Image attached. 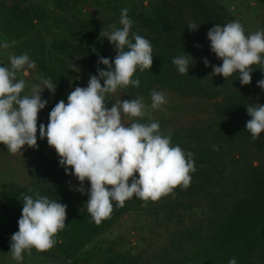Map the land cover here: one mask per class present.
<instances>
[{
  "label": "rangeland",
  "instance_id": "rangeland-1",
  "mask_svg": "<svg viewBox=\"0 0 264 264\" xmlns=\"http://www.w3.org/2000/svg\"><path fill=\"white\" fill-rule=\"evenodd\" d=\"M15 1L31 9L35 17H30L31 22L16 20L8 33L0 31V45L15 42L7 49L0 47V66H10L11 55L27 54L36 68L30 70L22 95H30L32 86L40 84L42 79H50L56 86L54 94L47 89L41 93V98L48 103L39 112L38 128L41 123L47 125L49 113L57 102L64 100L66 103L68 94L75 87H87L90 77L98 75V68L107 70L105 65L98 63L100 57L114 61L115 46L100 33L112 31L113 25L122 28V9H128L132 21L129 39L134 41L132 34L148 41L151 39L152 53H172V46L178 42L161 41V37L151 34L140 18L152 17L161 0H0V13ZM207 1L219 8L231 22L238 21L246 35L264 31V4L258 0ZM0 30L5 28L0 26ZM174 35L183 39L177 56L187 53L192 57H189L188 74H180L173 59L168 58L165 61L169 64L153 65L142 72L137 69L133 79H139V86L129 85L118 89L115 94H107L106 107L111 108L120 100L141 99L151 119L124 117L129 123L126 126L133 121L158 122L160 132L171 137L172 146L179 145L185 153L191 152L195 171L190 173V186L187 189L178 186L155 202L144 201L135 195L126 200L123 207L113 201V209L119 212L115 225L85 245L77 255L67 257L63 254L67 238H63V231H60L50 250L39 252L32 249L31 255L25 252L27 264H179L182 257L192 253V244L198 243V240L189 241L185 229L191 228L192 222L205 220L210 209L222 205L219 199L213 203L208 200L204 191L211 185L208 182L204 186L205 181L197 173L205 168L208 160L206 147L213 144L225 153L229 142L239 143L238 139H241L243 144L253 146V156L261 158L264 155V132L259 139L253 140L243 123L236 128L232 125L238 121L236 116L242 101L249 98L257 102L255 96L264 95V89L258 87V81L264 79V64L253 65L251 84L242 85L238 73L225 79L213 75L211 66H205V58L213 66L221 65L222 60L211 51L206 32L201 28L187 33L176 31L170 37ZM53 41L64 42L74 49L61 54L53 50ZM40 86L43 88L42 84ZM153 91L162 92L167 101L155 110L151 108ZM260 104L264 105V101L260 100ZM217 132L221 134L215 136ZM37 145V148L24 146L22 154L13 155L0 144V253L10 247V238L18 231L24 195L35 198L37 192L47 194L50 200L66 205L67 214L70 210L87 211L90 183L84 182L83 194L77 190L81 187L80 182L74 175L65 173L55 149L48 146L46 139L39 138V131ZM245 151L242 152L241 147L231 149V153L239 152V155H245ZM254 165L259 166V162ZM136 175L138 177V173ZM226 178V175L216 174L212 182L214 186L223 187ZM194 185L202 187L196 193V200L190 191ZM191 207H198L194 208L193 214ZM6 262L0 258V264ZM196 264L202 263L198 261Z\"/></svg>",
  "mask_w": 264,
  "mask_h": 264
},
{
  "label": "clouds",
  "instance_id": "clouds-1",
  "mask_svg": "<svg viewBox=\"0 0 264 264\" xmlns=\"http://www.w3.org/2000/svg\"><path fill=\"white\" fill-rule=\"evenodd\" d=\"M120 24L122 28L113 25L112 31L100 33L115 46L114 61L100 57L98 63L107 70L98 68V75L90 77L87 87L77 86L68 94L66 103L57 102L46 126L41 123L38 128L39 112L48 103L41 93L47 89L54 94L56 86L50 79H42L32 86L30 95H22L30 70L36 68L27 54L11 55L10 66H0V144L13 155L22 154L24 146L38 147L39 131V138L46 139L48 146L55 149L65 173L80 182L77 190L83 194L84 182L90 183L87 211L96 223L110 216L113 201L123 207L135 195L155 202L178 186L187 189L190 173L195 171L193 154L185 153L179 145L172 146L171 137L160 132L158 122L133 121L126 126L129 123L124 117L151 119L141 99L120 100L111 108L106 107L107 94H115L129 85L138 87L139 79H133L136 70L142 72L153 66L151 43L136 34H132L134 42L129 39L132 21L126 8L121 10ZM198 27L188 25L190 31ZM207 39L211 51L222 60L219 66L203 60L206 67L213 68L212 74L227 79L238 73L240 83L250 85L252 66L264 64V31L246 35L243 26L233 21L224 26L216 24L208 31ZM12 45L4 42L0 47L7 49ZM189 57L186 53L173 59L180 74H188ZM258 87L264 89V79L258 81ZM166 103L162 92L151 93L153 110ZM247 113L251 119L246 130L257 140L264 132V105L251 104ZM22 203L18 231L10 238V253L17 262L23 260L25 252L31 255L32 249L44 252L53 248L55 237L64 229L67 219L66 205L38 192L35 198L24 195ZM228 264L237 262L231 259Z\"/></svg>",
  "mask_w": 264,
  "mask_h": 264
},
{
  "label": "trees",
  "instance_id": "trees-1",
  "mask_svg": "<svg viewBox=\"0 0 264 264\" xmlns=\"http://www.w3.org/2000/svg\"><path fill=\"white\" fill-rule=\"evenodd\" d=\"M258 1L264 4V0ZM30 17H35L31 9L15 1L11 7L4 8L0 13V26L5 28L0 31L8 33V29L14 28L16 20L24 19L31 22ZM140 18L144 26L149 27L151 34L161 37V41H178L172 46V53L161 55L152 53L154 66L169 64L165 59H174L181 50L179 45L183 44V39L178 35L170 37L172 33L176 31L187 33L188 25L193 23L206 32L207 38L208 31L216 24L224 26L231 22L219 8L207 0H161L152 17ZM207 43L210 44L208 39ZM52 47L61 54H68L69 50L74 49L71 45L58 41H53ZM255 98L258 99L257 102H252L253 99L249 98L241 102L236 116L238 121L232 123L235 128L240 127V123L246 126L247 121L251 119L247 113L249 105L264 101L262 94ZM242 108L244 110H241ZM220 134L217 132L215 136ZM238 140L239 143L229 142L225 153L213 144L206 147L207 166L200 171L197 170V173L202 177V181H205L204 186L208 182V185H211L204 191L208 200L213 203L219 199L222 205L210 209L204 216L205 220L192 222L191 228L185 229L187 236L190 237L189 241L198 240V243L192 244L194 247L192 253L182 257L179 264H196L198 261L202 264H228L231 259H235L237 264H264V155L261 158L253 156V146L243 144L241 139ZM240 147L242 152L246 150L245 155H239V152L231 153L232 148ZM256 162H259V166L254 165ZM216 174L226 175L227 182L223 187L214 186L212 180ZM201 188L196 185L191 188V197L195 194L193 200L198 198L196 193ZM39 194L48 196L44 193ZM194 208L198 207H191L192 214ZM117 216L119 212L113 209L108 218L96 223L88 211L70 210L65 227L61 230L62 237L67 238L63 245V254L67 257L77 255L85 245L111 230Z\"/></svg>",
  "mask_w": 264,
  "mask_h": 264
},
{
  "label": "crops",
  "instance_id": "crops-1",
  "mask_svg": "<svg viewBox=\"0 0 264 264\" xmlns=\"http://www.w3.org/2000/svg\"><path fill=\"white\" fill-rule=\"evenodd\" d=\"M0 258L5 259L7 261L5 264H27V255H25L24 253L23 260L21 262H17L11 256L10 247H7L5 251H2L0 253Z\"/></svg>",
  "mask_w": 264,
  "mask_h": 264
}]
</instances>
